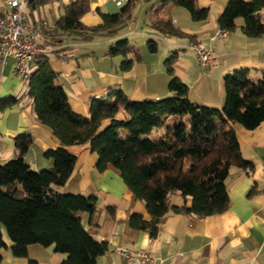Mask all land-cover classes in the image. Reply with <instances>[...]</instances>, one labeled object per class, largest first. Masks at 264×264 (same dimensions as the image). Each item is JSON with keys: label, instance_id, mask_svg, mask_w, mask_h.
<instances>
[{"label": "crops", "instance_id": "0c3cea01", "mask_svg": "<svg viewBox=\"0 0 264 264\" xmlns=\"http://www.w3.org/2000/svg\"><path fill=\"white\" fill-rule=\"evenodd\" d=\"M8 1L0 0V18ZM71 1L75 0H48L34 9L29 6L28 15L39 33L55 44L56 51L49 56L50 63L67 92L70 107L78 115L88 117L92 100L103 97L111 88H120L136 102L174 96L169 91L170 76L165 65L174 52H177L173 64L175 75L189 87L194 103L208 107L224 106L227 75L248 69L250 79L258 81L264 74V35L251 38L240 28L224 32L218 25L231 0H198L199 8L209 10L205 22H194L183 7L172 3L163 6V0H138L130 19L114 31L59 32L58 37L55 36L59 42L55 43L52 35L56 34L57 22ZM89 1L90 12L81 18L87 28L101 26L103 14L115 15L121 10L113 0ZM260 16L264 21V10ZM155 19H170L183 37L159 32L152 26ZM125 39L142 55V62L135 63L126 72L121 70L125 58L109 55L111 46ZM149 42L157 43L155 54L150 52ZM195 45L212 49L215 61L200 67L193 49ZM13 63L10 60L0 81V100L18 99L16 105L0 112V165L17 156L14 138L29 132L33 143L25 156L26 163L37 172L51 169L54 161L47 159L45 153L60 147L61 143L51 128L37 120L29 84L14 75ZM117 118L127 122L128 114L121 111ZM172 120L169 118L168 122ZM110 124L111 120H104L101 129ZM165 131L166 127L157 128L149 138L156 139ZM236 132L242 156L252 164V169H231L226 180L229 209L203 219L169 212L162 219L160 232L154 239L148 232L132 229V215H139L146 221L151 217L145 203L134 196L119 171L110 167L104 173L98 172V157L89 144L67 147L76 155V165L68 182L54 189L63 194L97 197L96 211L81 213L80 217L84 228L96 241L108 244L109 251L98 259V264H124L119 254L121 249L148 252L165 264H264V122L253 131L238 125ZM122 134L127 132L122 130ZM170 200L177 207L192 205L191 198L184 199L180 195H173ZM6 243L8 247L12 244ZM2 256L1 264H30L31 261L62 264L67 258L53 246L41 245L29 246L26 258H14L8 249L2 251Z\"/></svg>", "mask_w": 264, "mask_h": 264}, {"label": "trees", "instance_id": "16d2710c", "mask_svg": "<svg viewBox=\"0 0 264 264\" xmlns=\"http://www.w3.org/2000/svg\"><path fill=\"white\" fill-rule=\"evenodd\" d=\"M137 1L128 0L118 14H103V24L95 28L81 23V18L90 12V1H71L52 35L55 43L59 42V32L114 31L130 19ZM197 1L162 2L163 6L172 3L185 8L194 22H205L209 10L199 8ZM47 2L29 0L28 4L34 9ZM263 10L264 0H231L218 25L224 32L240 28L247 37H261ZM152 26L165 35L183 37L170 19H155ZM148 45L155 54L157 43ZM109 55L125 58L121 64L124 72L142 62L140 50L130 46L126 39L113 44ZM176 58L174 52L165 62L170 76L169 91L174 96L136 102L120 88H111L103 97L92 100L88 117L76 114L70 107L49 56L37 59L28 85L29 96L37 120L52 129L61 146L45 153L54 166L37 172L25 161L33 143L32 135L21 133L14 138L17 156L0 165V264L4 249L14 258H26L31 245L53 246L56 252L67 256L62 264H98V259L109 251L107 243L96 241L86 231L80 217L81 213L96 211L97 197L63 194L54 189L64 186L75 168L77 157L67 149L71 146L89 144L98 157V172L104 173L110 167L119 171L134 196L145 203L151 217L146 221L132 215L131 227L148 232L152 239L158 236L162 219L169 212L203 219L229 209L226 180L231 169H252V164L242 156L236 126L253 131L264 122V74L258 81L250 79L248 69L227 75L225 104L213 108L190 99L189 87L174 73ZM17 103L15 97L1 99L0 112ZM121 111L128 114L127 122L118 120ZM169 118H173L172 122H168ZM107 119L111 124L101 129ZM161 127H166L165 133L150 139L149 135ZM122 130L127 134L123 135ZM173 195L191 198V207L173 206ZM4 229L12 243L10 247Z\"/></svg>", "mask_w": 264, "mask_h": 264}, {"label": "built area", "instance_id": "2783aa9c", "mask_svg": "<svg viewBox=\"0 0 264 264\" xmlns=\"http://www.w3.org/2000/svg\"><path fill=\"white\" fill-rule=\"evenodd\" d=\"M116 6L123 7L128 0H113ZM26 0H10L0 18V81L5 67L13 60V73L22 82H29L38 58L55 53V44L45 39L26 16ZM223 34V33H222ZM220 34V36H222ZM194 52L200 67L215 61L212 49L195 45ZM119 254L124 264H165L145 251L121 249Z\"/></svg>", "mask_w": 264, "mask_h": 264}, {"label": "rangeland", "instance_id": "374dc122", "mask_svg": "<svg viewBox=\"0 0 264 264\" xmlns=\"http://www.w3.org/2000/svg\"><path fill=\"white\" fill-rule=\"evenodd\" d=\"M28 2H29V0H27ZM28 7H29V4L27 3V6H26V16H27V18H28V20H29V15H28ZM169 57H171V56H169ZM167 70V69H166ZM29 84V82H25L24 84ZM4 236H5V240L8 242V243H10L11 241H10V239H9V237H8V235H7V233H6V230L4 229Z\"/></svg>", "mask_w": 264, "mask_h": 264}]
</instances>
